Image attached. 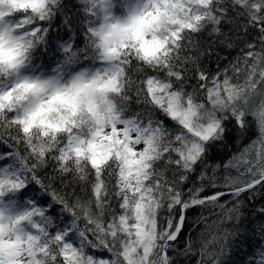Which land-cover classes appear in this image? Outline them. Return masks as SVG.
<instances>
[{"label": "snow or ice", "instance_id": "snow-or-ice-1", "mask_svg": "<svg viewBox=\"0 0 264 264\" xmlns=\"http://www.w3.org/2000/svg\"><path fill=\"white\" fill-rule=\"evenodd\" d=\"M250 204L264 0H0V264H233Z\"/></svg>", "mask_w": 264, "mask_h": 264}, {"label": "trees", "instance_id": "trees-1", "mask_svg": "<svg viewBox=\"0 0 264 264\" xmlns=\"http://www.w3.org/2000/svg\"><path fill=\"white\" fill-rule=\"evenodd\" d=\"M65 3L71 9L73 8L74 5L77 4V0H65ZM66 38L67 37L65 36V39ZM237 51L232 52L233 57L237 55ZM52 59H53V56L51 53H49L46 56L41 57L38 62L49 64V66L51 67V66H54V64H50V61ZM209 65L213 69H215L216 67V64L214 62H209ZM251 137H252V134L249 133L248 136L244 138L243 143L239 141L230 142L228 145L222 146L218 150H214L213 155H212V162L216 163V162L226 161L233 153L237 152L238 150L242 149L244 145L248 144ZM77 192L79 194V189H77ZM254 203L256 207H259L262 201L259 198H257V200ZM215 212H219V209H216ZM211 213H212V210L205 211L204 213L205 216L208 217L207 227L209 231H211L212 221L216 219V216ZM246 215H247V219L244 222V226L248 228V232L251 235H249L246 240L244 239V237H240V240H244V244L240 245V250L234 254L233 264H242V262L246 259L247 255L251 254L252 249L261 242L259 239V232L257 231L253 233V228L256 225H258L261 221H264V216L258 215L255 212V208L251 204L248 206L246 210ZM188 227H191V224H189ZM205 227L206 225L204 223H201L196 228V231L199 232L201 230H204ZM237 243L239 244V241Z\"/></svg>", "mask_w": 264, "mask_h": 264}]
</instances>
